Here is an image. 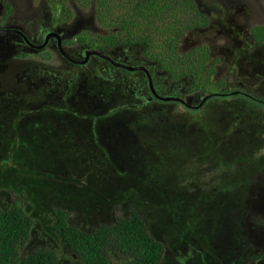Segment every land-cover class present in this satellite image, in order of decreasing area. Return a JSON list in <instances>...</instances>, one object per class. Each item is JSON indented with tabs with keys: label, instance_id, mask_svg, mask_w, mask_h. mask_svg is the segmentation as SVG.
Masks as SVG:
<instances>
[{
	"label": "rangeland",
	"instance_id": "374dc122",
	"mask_svg": "<svg viewBox=\"0 0 264 264\" xmlns=\"http://www.w3.org/2000/svg\"><path fill=\"white\" fill-rule=\"evenodd\" d=\"M195 1L208 22L189 31L178 49L188 54L204 46L216 73L205 90L199 87L203 72L197 84L182 78L175 85L178 95H165L193 110L175 101H155L143 111L108 109L98 95L103 87L94 79V66L75 69L85 77L82 94L62 107L37 95L40 88L34 97L29 88L0 95V164L17 161L23 170L8 176L9 168H1L0 188L18 190L23 178V190L41 205L80 209L73 222L87 230L122 213L119 207L111 213L115 203L124 213L135 206L165 246L162 264H264V0ZM45 7L50 18L69 15L71 28L75 22L93 26L79 33L78 43L85 46L92 43L89 34L112 29L91 15V4L45 0ZM122 92L109 87L108 104L127 105ZM141 94L135 93L132 107L147 102L139 100ZM206 96L204 107L196 109ZM0 199L5 203L8 197ZM159 200L164 205L147 206ZM83 203L97 208L81 209ZM53 226L52 217H44L41 243L31 248L50 244ZM59 250L60 264H70L71 254Z\"/></svg>",
	"mask_w": 264,
	"mask_h": 264
},
{
	"label": "trees",
	"instance_id": "16d2710c",
	"mask_svg": "<svg viewBox=\"0 0 264 264\" xmlns=\"http://www.w3.org/2000/svg\"><path fill=\"white\" fill-rule=\"evenodd\" d=\"M75 1L91 4V11L95 12L91 15L97 17L103 28H112L109 30L110 35L105 38L107 42L105 48L133 47L141 54V59L155 63L156 67L169 77L170 85L179 84L182 78L196 82L195 79L201 77L203 72L207 76L202 77L200 89L205 90L212 84L211 78L216 73V64L210 57V52L203 50L204 46L200 45L193 47L188 54H183L178 49L179 43L189 31L205 27L208 22L207 16L199 9L195 0ZM69 7L72 9V6ZM257 31L258 28L253 34L259 39ZM89 35L96 39L94 46L100 45L98 42L104 40L102 34ZM81 39L83 44H88L86 39ZM147 66L152 68L151 65ZM238 95L245 97L239 92ZM155 101L165 102L154 99L148 104L151 105ZM139 106L131 109L142 111L148 107ZM7 128L10 134L14 131L12 127ZM20 165L17 161L4 162L0 164V169L8 167L10 176L23 172ZM17 184L21 186L18 190L0 188V196L3 194L4 197H8L5 203L0 199V264H60L62 252L59 248L71 254L70 264L163 263L165 246L152 235L145 217L140 214L141 211L134 208L135 206L124 213L121 204L115 203L111 206V213L113 214L118 207L122 213L113 215L111 221L106 224L99 222L97 227L87 230L79 228L73 222L80 209L41 205L30 199L27 191L23 190L25 185L23 178L18 179ZM0 186L4 185L0 183ZM126 190L132 191L129 188ZM94 196L97 199L102 197L98 193ZM81 205L84 206L81 209L86 210L97 208L95 205L85 203ZM159 205H164V202L150 201L147 206ZM49 216L52 217L54 224L51 230L53 234L49 235L50 244L44 242V245L36 244L31 248L40 239L44 217ZM48 228L49 226H45L46 230ZM45 234L48 236V232Z\"/></svg>",
	"mask_w": 264,
	"mask_h": 264
},
{
	"label": "flooded vegetation",
	"instance_id": "af4514ba",
	"mask_svg": "<svg viewBox=\"0 0 264 264\" xmlns=\"http://www.w3.org/2000/svg\"><path fill=\"white\" fill-rule=\"evenodd\" d=\"M72 9L80 17L76 5ZM48 13L45 0H41L38 6L34 0H0L1 96L9 98L16 95L19 88L25 94L30 92L29 88L34 97L40 88L37 95L43 94L62 107L73 94L75 97L82 94L85 77L74 74L75 69L84 72L92 66L91 71L96 74L94 79L103 87V91L97 90L98 95L108 109H118L119 106L132 108L136 92L142 93L138 97L140 101H147L142 105L152 102L157 98L153 97L151 85L159 96L178 95L175 85H172L173 90L169 85L166 86L167 81L156 77L158 71L147 66L156 67L155 63L140 57L137 59L141 54L133 47L105 48V38L110 33H104V40L98 42L100 45L94 46V37L91 44L82 45L78 43L81 29L84 26L89 30L93 26H86L89 25L86 22L83 25L75 22L71 28V21H67L69 15L63 14L62 20H58L50 18ZM90 21L93 24V20ZM109 87L123 90L122 93L129 100L128 104L124 107L122 103H117L118 107L113 106V103L108 104L106 93ZM114 93L110 96L113 97Z\"/></svg>",
	"mask_w": 264,
	"mask_h": 264
},
{
	"label": "water",
	"instance_id": "95a60500",
	"mask_svg": "<svg viewBox=\"0 0 264 264\" xmlns=\"http://www.w3.org/2000/svg\"><path fill=\"white\" fill-rule=\"evenodd\" d=\"M62 52H63V50H62ZM89 55V54H88ZM99 56H102V55H100L99 54ZM144 69V68H143ZM147 72V71H146ZM148 73V72H147ZM149 74V73H148ZM150 75V74H149ZM149 82L152 84V79H151V77L149 76ZM151 88H152V91H153V96L154 97H156L157 99H159V100H161V101H177V102H180L182 99H180V98H175V97H164V96H159L158 94H157V92H155L154 91V88L152 87V85H151ZM209 97H205V98H203V101H202V103H201V105H199V106H197L196 107V109H198V108H201L202 106H203V103H205L206 101H207V99H208Z\"/></svg>",
	"mask_w": 264,
	"mask_h": 264
},
{
	"label": "crops",
	"instance_id": "0c3cea01",
	"mask_svg": "<svg viewBox=\"0 0 264 264\" xmlns=\"http://www.w3.org/2000/svg\"><path fill=\"white\" fill-rule=\"evenodd\" d=\"M215 97H216V96H215ZM217 97H218V96H217ZM217 97H216V98H217ZM155 100H156V99H155ZM154 104H155V103L149 105L148 107L144 108L143 110H145V109H147V108H149V107H151V106H154ZM142 106H143V105H140L139 107H140V108H143ZM201 108H202V107H201ZM201 108H198V109H201ZM143 110H142V111H143Z\"/></svg>",
	"mask_w": 264,
	"mask_h": 264
},
{
	"label": "clouds",
	"instance_id": "9594fccd",
	"mask_svg": "<svg viewBox=\"0 0 264 264\" xmlns=\"http://www.w3.org/2000/svg\"><path fill=\"white\" fill-rule=\"evenodd\" d=\"M153 68H155L156 70H157V68L155 67V66H152ZM164 97H166V96H164ZM161 101V100H160ZM166 102H169V101H166ZM175 102H177V101H175Z\"/></svg>",
	"mask_w": 264,
	"mask_h": 264
}]
</instances>
